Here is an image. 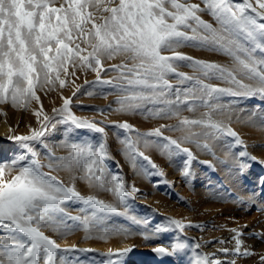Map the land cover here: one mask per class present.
Returning <instances> with one entry per match:
<instances>
[{
	"label": "snow or ice",
	"instance_id": "6c2138e0",
	"mask_svg": "<svg viewBox=\"0 0 264 264\" xmlns=\"http://www.w3.org/2000/svg\"><path fill=\"white\" fill-rule=\"evenodd\" d=\"M202 2L219 28H214L198 15L202 11L199 3L181 0H0V103L7 102L9 96L13 104L25 97L38 100L34 89L40 71L44 73V82L51 84L53 81L49 79V74L57 69L67 73V64L75 67L79 63L81 67H91L97 71L99 80V70H103L101 58L112 59L116 56L123 57V61L119 65H112L111 69L119 72L118 78L123 83L115 87L128 93L117 101L121 111H136L153 105L147 108L153 117L170 118L178 115L182 104H188L189 111L195 110L197 101L205 107H211L210 98H213L214 93L242 97L257 94L264 96V23H258L255 18L264 20V0H255V6L251 0ZM249 10L255 17L249 14ZM191 22L195 23V27ZM186 29H191L193 35H188ZM197 32L201 34L197 36ZM189 41H195L193 46L224 51L232 57L235 66L229 69L215 63L194 60L176 51L177 47ZM82 43L91 50L82 48ZM85 51L87 54H82ZM166 51L172 54L164 55ZM257 52L261 56H257ZM127 61H131V64ZM175 61H189L188 66L201 72L204 77L221 79L229 87L213 86L199 78L180 73ZM170 73L175 74L181 84L191 82V87L174 89L167 79ZM56 78L59 79V73ZM100 82L113 83L110 80ZM59 83L61 87L65 86L64 80ZM71 99L63 98L62 107L53 109V117L45 114L41 120V112H35L40 127L33 129L29 126L28 135L9 136V139L20 142L23 151L10 162H0V264H38L41 256L43 264H55L57 250H74L75 246L62 249L41 230L43 226L63 222L67 214L62 204L66 202L81 201L91 208L90 216L84 217L85 230L88 229L89 219L101 220L103 213L119 214L117 206L91 195H81L74 186H66L57 176L52 175L51 170L67 169L76 179L75 172L79 169L83 173L79 179L112 192L117 203L125 209L127 197L138 191L134 185L130 189L126 188L118 176H113L111 182L107 180L102 161L108 153L103 139L96 149L91 146L85 148L78 141L66 143L64 147L68 155L64 157H56L48 149L46 155L49 163L46 166L50 171H42L45 165H41L29 142L39 140L49 131H55L57 124L69 125L64 131L70 135H75L73 126L75 129L99 133L102 137L106 135L105 127L99 126L102 122L78 118L71 112ZM217 110L223 111V106ZM205 115L208 116L207 120L184 118L179 125L161 124L146 133H137V136L144 141L145 147L149 146L146 138L155 136L166 142L161 145L158 141L157 147L162 151L168 149L167 155L184 154L180 171L184 177H188L191 163L196 157L189 148L182 147L180 139L164 136L165 129L200 125L217 132H226L235 139L237 145H243L237 132L223 122H213L209 114ZM55 116L61 119L55 120ZM112 126L136 131L127 122ZM192 135L189 132L182 139L190 140ZM123 143L125 155L134 167L139 157L152 168H157L149 156L136 150L130 138ZM44 147L48 148L47 145ZM203 147L207 148L208 145ZM29 155L32 157L31 162L25 164ZM81 158L86 161L83 166ZM247 160L257 161V157L249 154L246 146L232 157V162L241 173ZM261 179L264 180V177ZM106 183L110 186L105 187ZM56 213L61 215L54 220ZM170 223L179 229L192 226L185 225L181 220H171ZM161 231L166 229L158 226L155 230L156 234ZM231 231L235 240L233 255H252L247 249L241 251L242 241L239 236L242 234L237 229ZM149 238L145 236V239ZM185 248L182 242L176 241L168 245L161 244L152 251L164 258L177 256ZM130 251V247L115 252L110 249L107 255L119 258ZM220 251L227 256L230 250L222 248ZM109 264L119 262L110 261ZM196 264H237V261L210 260L205 256L197 259ZM260 264H264V255L260 256Z\"/></svg>",
	"mask_w": 264,
	"mask_h": 264
},
{
	"label": "bare ground",
	"instance_id": "6f19581e",
	"mask_svg": "<svg viewBox=\"0 0 264 264\" xmlns=\"http://www.w3.org/2000/svg\"><path fill=\"white\" fill-rule=\"evenodd\" d=\"M185 1L187 0H181V2ZM236 2H240V0H236ZM251 2L255 6V0H251ZM201 9L202 11H200L198 15L204 21L211 23L214 28H219V25L215 19L214 23L211 19H209L210 16L213 17L210 12L208 11V17L207 15H205V8L203 9L201 7ZM249 14L255 17V14H252L250 10ZM255 18L257 19L258 23H264V20H261L260 17ZM191 23L193 27H195V23ZM186 31L188 32V35H193L191 29H186ZM200 34L201 33L199 32L196 33L197 36ZM193 44H195V41H189L177 47L176 51L186 56L192 57L194 60L215 63L229 69L235 66L232 57L227 55L224 51L219 49L214 51L208 47L193 46ZM86 48L87 51L91 50L90 48H88V46H86ZM170 53L171 51H166L163 54L171 55L172 53ZM52 54L54 53H50V55ZM256 55L261 56V53L257 52ZM122 61L123 57L121 56H116L112 59L102 57V68L106 70H99V80L104 75H106L108 79L113 80L114 82L123 83V81L118 78L120 75L119 72H113V70L111 69L112 65H119L122 63ZM127 63H129L130 65L131 61H127ZM189 63V61H180V64L178 66L175 64L177 71L194 78H199L203 80L204 83L213 86L229 87V85L221 79H217L215 77H204L201 72L195 71L192 67H189ZM68 68L71 70L72 74L68 75V72L70 71ZM85 69L87 68H81L79 63H77L75 67L71 64H67V73H65L63 69H57L56 71H53L49 74V79L53 81V83L51 84L44 82V73L43 71H40L39 80L36 83V87L34 89L38 100L31 97H25L19 99L16 104H13L11 96H9L7 102L0 103V162H10L12 159L18 158V155L23 151L20 147V142H15L9 139V136L28 135L29 126H31V128L33 129H38L40 127V124L38 123L37 116L34 113L41 112V120H43V116L45 114L49 117H53V109H60L62 107L63 98H72L70 110L78 118H87L89 120L98 118V121H100V117L103 123L111 121H115L116 123L127 122L130 125H135L136 129L141 133H146L149 131V129L157 128L162 123L170 126L179 125L180 121L184 118H187L189 120H207L208 116L205 115L207 113L209 114L213 122H223L227 127L239 134L240 139L243 141V145H240L241 147L237 148V152L239 153L241 150H244V146H246L249 154L257 157V161H255L256 164H253L252 160H247L245 163L244 171L243 173H241L232 162L233 155L237 154L236 145L232 140H230L228 136H226L225 132H217L215 129H209L200 125H187L168 132L173 137V139H180L182 146L189 148L196 157V159L193 160V165L191 166V176L184 177L181 174L180 169H182L183 167V160L185 159V156H180L179 154L180 163H178V166L175 164L174 160L167 158V152H163L161 148L157 147L156 144L149 140V137L146 138L149 146L145 147L144 141L141 140L138 136H134L137 151L144 152L145 155L149 156L151 160H153L158 165L160 170H162L163 174L166 176V181L172 182L175 190L183 197L185 206L179 205L176 201H172L170 198L165 197L166 195L162 196L161 194L154 191L153 186L151 185V183L149 184V182H147L148 180L144 178L138 166L136 165L134 167L131 160L127 155H125V152L121 151V148L119 147L121 146V141L119 142V139L111 136L112 141L110 140V142L112 147H110V149H113L115 147L120 148V150L117 151L119 155L116 154L115 156H113L115 166L119 167L121 173L124 174V181L127 185L130 186L128 189H130L133 185L138 189V191L134 193L138 200V204L154 208L164 216H171V220H181L185 225L191 224L193 228H196V231L194 229V232L192 233H194L197 244H200V248L203 251V254H197L194 257H196L197 259H201L207 256L210 260L219 259L221 261L236 259L237 264H260V256L264 255V180L261 179V177H264V96L259 94L255 95V97L261 96L262 101L255 100L256 102H254V100L252 101L250 97L225 99L221 98L220 94L214 93L213 98H210V103L212 106L211 108L205 107L199 102V104L196 102L195 110L189 111L188 104H182L179 108L178 115L172 116L170 118L154 119L149 116L151 113L147 111V108L152 107H149L148 105L145 108H141L142 110H144L142 111V113L127 110L121 111V105L117 102L119 99L118 97L123 99L126 95H128V93L121 92L119 89H116V94L110 95L109 93V95H107L106 97H102L101 95L103 94H100L98 96L95 92H91L86 95V90H88V86H86V83H88L89 81L91 82L92 79L98 80V75L97 71H87ZM57 73H59V79L56 78ZM34 79H36L35 75ZM167 79L170 83L174 84L175 87H191V82H185L181 84L178 77L174 78L167 76ZM60 80L65 81L64 87L60 86ZM94 84L96 85L97 82ZM92 85L89 87L95 88ZM97 85L99 86V84ZM102 92L103 91H101V93ZM73 93H75L74 96ZM242 101H246V104L241 105ZM91 102L101 105H107L106 108L109 109L112 107L110 109L111 113H108L105 116L103 115L96 117L93 114H85L84 112H82L83 110H80V106L83 107L84 105H86V103L90 104ZM189 103H191V101H189ZM220 106H223V111L217 110ZM57 119L59 120L61 119V117L55 116V120ZM55 120L53 122H55ZM64 125L69 127V125L67 124ZM56 127H58V124L56 125ZM73 129L76 133L78 132L81 135L84 134L85 129H75L74 126ZM55 130L56 131H54L53 133L52 131H49L44 137H41L39 140L29 142L36 151L38 159L41 158L38 154L39 151L37 152V148L41 147V143L48 146V148L44 149L42 153L43 158L47 157L46 154L48 149H51L56 157H64L68 155V150L66 147H64V145L66 143H70L72 139L68 140L69 138L67 137L68 134H65L66 132L63 134V137H58L60 136L61 130L59 129V132L58 129ZM189 132L193 134L191 139L183 140L182 138ZM205 133H208V135H205ZM84 135L86 136V134ZM123 135H125V133ZM66 137L68 139H66ZM78 137H80V135ZM205 144L208 145L207 148L203 147V145ZM210 149H212L214 152L212 151L213 153H211ZM175 156L177 157V154ZM29 157L30 156H28L26 161L24 162L25 164L29 163V160L31 158ZM45 158L43 160V163L45 164L44 171L49 172L50 169L46 166L49 161H45ZM203 160L207 161L209 165L214 166V169H216V171L214 173L211 172L207 166H204L202 164L201 161ZM145 173H147V171ZM15 174L16 173H13V175ZM51 174L57 176L61 181L64 182L66 186H74L76 190L85 197L91 195L105 203L113 204L118 207L117 202H115V197L113 196L114 194L112 192L109 193L107 190H105V188L96 187L90 184L87 180L79 179L78 177L83 175V173L79 169H77L75 172V176L77 177L76 179H73V174L71 172L63 168L59 170H51ZM105 176L107 177V180L111 182L109 174L105 173ZM159 184L161 185V183ZM108 186H110V184L106 183L105 187ZM164 191L166 193L170 190L165 189ZM139 192H142V196L139 195ZM82 203L81 201L73 200L62 204V207L66 211H68V213L70 212L71 217H80V219L76 220V223L74 221L75 224L53 223L41 228L44 234L55 240L62 249L73 248V246H75L74 250L72 251L56 252V264H86L85 262L79 260L73 261L72 259H70L71 256H65L69 253H72L77 259H81L79 258V255L83 253V250L86 249H91L94 251L101 250L108 253L110 249L115 252L116 250L123 249L125 247H130L132 249L133 247H135V249H137L138 251H140L141 249L150 248L154 237L152 238L151 235V237L149 236V243L144 241L140 233V235H138L137 233H135V231L133 232V229L136 230L135 228L130 230L129 228L131 226H128L129 224L127 225L123 220H118V217V219L116 218L115 220V216L114 219L112 218L116 221H114L115 223L112 224L111 221L110 223H107L106 221L102 223L106 226L105 229H102L101 226H98L101 229L93 227L92 225L96 222V219L94 220L95 222L93 221V223L91 221L92 219H89L88 229L85 230L84 217L90 216V213L89 211H84L83 208L85 207V205L82 208ZM119 206L121 207V205ZM88 208L90 207H87V209ZM122 213H125L129 217V219L133 218L138 223L145 224L143 221L146 218H144L143 215L138 214L134 209L130 208V210H125L124 208ZM60 215V213H56L53 219L55 220V218L59 217ZM161 216L159 215V217ZM89 225H91L92 227ZM95 225L97 226L96 223ZM205 227L207 228L204 229ZM232 229H237L238 232L242 234L239 236V239L242 241L241 251L247 249L253 253L252 255H233L232 250L235 247V240L233 239L234 233L231 231ZM171 240L172 239H170L169 241ZM220 241H223V243H221ZM222 248H228L230 250L227 256L222 251H220V249ZM137 250H135L136 252L130 251L127 253V255L123 256L124 260L128 261L125 262V264H131V258L128 259L129 256H134L136 258L142 256L140 252H137ZM112 258L116 257L113 256ZM39 259L41 264H43L42 256L39 257ZM192 264H196V260L193 261Z\"/></svg>",
	"mask_w": 264,
	"mask_h": 264
},
{
	"label": "rangeland",
	"instance_id": "374dc122",
	"mask_svg": "<svg viewBox=\"0 0 264 264\" xmlns=\"http://www.w3.org/2000/svg\"><path fill=\"white\" fill-rule=\"evenodd\" d=\"M190 1V3H199L200 5H201V7L204 9L205 7H203L204 6V3L202 2V0L200 1V0H187V1H185V2H189ZM57 6H59L58 4H57ZM90 11L92 10L91 8L89 9ZM204 11H205V15H207L208 17H209V13H208V10L207 9H204ZM209 19H211L212 20V22L214 23V18L213 17H209ZM88 27H90V25L88 26ZM190 43H192V42H190ZM86 46L87 45H85V44H81V47L82 48H86ZM87 49V48H86ZM82 54H84V55H86L87 53H86V51L85 52H83ZM171 54V53H170ZM129 64V63H128ZM174 64H176L177 66L180 64V61H175L174 62ZM81 68H85V67H81ZM91 67H89V68H87V69H85V70H87V71H91L92 70V68L90 69ZM69 69V68H68ZM70 70V69H69ZM103 70H106V69H104L103 68ZM71 72V70L68 72V75L69 74H72V72ZM113 72H115L114 70H113ZM117 72V71H116ZM175 74H173V76H172V74L170 73L169 75H168V77H174V78H177V76L175 75ZM106 80H105V79ZM102 80H105V81H109L110 79H108V77L106 76V75H104L100 80H97V79H92L91 80V82L89 81L88 83H86V86H88V90H86V95H88L89 93H91V92H95L96 93V95H100V94H103V95H101L102 97H106L107 95H109V93H110V95L111 94H116V89H118L117 87H115V85L114 84H116V85H118V84H122L121 82H114L113 80H110V81H113L114 82V84L112 83V84H104V83H102V82H100V81H102ZM95 81V82H94ZM97 82V84H99V86L97 85V87H96V85L94 84V83H96ZM100 82V83H99ZM93 85H92V84ZM87 84H89V85H87ZM101 84V85H100ZM102 84H103V86H102ZM172 84V83H171ZM94 86L95 88H93V87H89V86ZM114 87H112V86ZM173 86H174V89L176 88L175 87V85L174 84H172ZM107 86V87H106ZM98 88V89H97ZM108 88H110V89H108ZM114 89H115V91H114ZM173 89V90H174ZM107 90V91H106ZM101 91H103L102 93H101ZM111 91H112V93H111ZM221 96V98H225V99H229V98H242V96H232V95H229V94H220ZM224 95V96H223ZM100 96V97H101ZM227 96V97H226ZM119 99L118 100H120L121 98L120 97H118ZM255 98V99H254ZM250 99L253 101L254 100V102H256V101H262V97L261 96H252V97H250ZM243 100V99H242ZM256 100V101H255ZM197 103H198V101H197ZM238 103V102H237ZM91 104V105H90ZM86 103V105H84L83 107L82 106H80L79 108H80V110H83L82 112H84L85 114H93V115H95L96 117H99V116H105V115H107L108 113H111L110 112V109L112 108H106V106L107 105H101V104H97V103H93V102H91V103ZM97 104V105H96ZM199 104V103H198ZM211 104V103H210ZM246 104V101H242V104L241 105H245ZM93 105V106H92ZM95 106H96V108H95ZM149 107H154L153 105H148ZM155 107H162V105H156ZM212 107V106H211ZM211 107H209V108H211ZM104 110H103V109ZM92 109V110H91ZM95 109V110H94ZM99 109H101V110H99ZM115 110V109H114ZM137 112H140V113H142V111H144V110H142V109H138V110H136ZM147 114V113H146ZM149 116H151V118H154V119H160L159 117H153V115L152 114H150ZM58 120V119H57ZM99 120L100 121H98V118H93V119H91L90 121H96V122H102L99 126H103V127H105V132H106V135L105 136H101V134H99V133H93V132H91L90 130H87V129H85L84 130V134H86V136L83 134V135H81V134H79L78 132L76 133L75 132V130H74V132L76 133L75 135H71L70 136V134H68V133H65V131H64V129L65 128H67V126L66 125H64V124H58V127H56V129H58V132L60 131V136H58V137H63V134L65 133V134H68V138L66 137V139H68V140H71L70 142H73V141H78V142H80L81 143V146H84L85 148H87L88 146H91L92 148H94V149H96V148H98V146H99V143L101 142V140L103 139V141L104 142H106V148H107V157L106 158H104L103 159V161H102V163H103V165H104V168H105V173H108L109 174V176H110V178H111V180H112V177L113 176H118V177H121L120 179L123 181V183H124V185H125V187L126 188H129L130 186L129 185H127L126 184V182L124 181L125 180V177H124V174L123 173H121V170H120V168L119 167H117V166H115V162H114V159H113V156H115L116 154H118L119 155V153L117 152L118 150H120V148H121V151H124V147H125V145H124V143H123V140H125V139H128V138H130L134 143H135V140H134V136H137V133H141V132H139V130H137L136 129V126L135 125H132L133 126V128L134 129H136L137 131H128V130H125L124 131V129H121V128H118V127H112V125H114L113 123H115V124H119V123H116L115 121L114 122H104L103 123V121H101L102 119H100V117H99ZM103 124V125H102ZM111 124V125H110ZM162 124H164V123H162ZM104 125H106V126H104ZM161 125V124H160ZM109 126V127H108ZM117 128V129H116ZM60 129V130H59ZM152 129H155V128H152ZM152 129H149V131L150 130H152ZM111 130V131H110ZM116 130V131H115ZM118 130V131H117ZM56 131V130H55ZM64 131V132H63ZM86 131V132H85ZM88 131V132H87ZM172 130H169V129H165L164 130V132H163V135L164 136H167V137H170V138H173L168 132H171ZM54 131H52V133H53ZM117 132V133H116ZM129 132V133H128ZM134 132H136V133H134ZM166 132V133H165ZM112 133H114V134H112ZM116 133V134H115ZM125 133V135H123ZM143 133V132H142ZM226 133V132H225ZM120 134V135H119ZM131 134V135H130ZM136 134V135H135ZM62 135V136H61ZM77 135V136H76ZM80 135V137H78ZM128 135V136H127ZM111 136H114L116 139H119V142L121 141V146H119L120 148H118V147H115V148H111L110 149V147H112V145H111V142H110V140H111ZM121 136V137H120ZM127 136V137H126ZM132 138H131V137ZM226 136H228L227 134H226ZM77 137V138H76ZM87 137V138H86ZM229 138H230V140H232L234 143H235V139L233 138V137H230V136H228ZM123 139V140H122ZM149 140H151V142H153L154 144H156L157 145V142L159 141V143L162 145L163 143H166L165 141H163L160 137H155V136H149ZM112 141V140H111ZM155 141V142H154ZM84 142V143H83ZM85 142H86V144H85ZM109 144H108V143ZM233 143V144H234ZM83 144V145H82ZM93 144V145H92ZM235 145H236V153L238 154V152H237V148H240L241 146L240 145H237L236 143H235ZM41 147H39V148H37V152H38V154L40 155V158L41 159H39V162L41 163V165H45L44 163H43V160H44V158L42 157V153H43V151H44V149H46L45 147H44V145L41 143V145H40ZM109 147V148H108ZM174 147V146H173ZM182 147H184V146H182ZM135 148H136V150H137V147H136V145H135ZM111 150V151H110ZM247 150V149H246ZM168 152V150H166V149H164L163 150V152ZM213 150L212 149H210V152L211 153H213L212 152ZM247 152H248V150H247ZM193 153V152H192ZM249 153V152H248ZM194 154V153H193ZM176 154H173V155H171V156H169V155H166L167 156V158H169V159H171V160H174V162H175V164L176 165H178L179 166V164L178 163H180V156H185L184 154H182L181 155V153H180V156H179V154H177V157L175 156ZM30 156V155H29ZM31 157V156H30ZM29 157V158H30ZM110 157V158H109ZM138 158V159H137ZM136 158V165L138 166V168H139V170L141 171V173H142V175L144 176V178L146 179V180H148L147 182H149V184L151 183V185L153 186V190L154 191H156L157 193H159V194H161L162 196H165V197H168V198H170L172 201H176L179 205H182V206H185V203H184V199H183V197L181 196V194H179L176 190H175V187L173 186V184H172V182H170V181H166V176L163 174V171L162 170H160V168L158 167V165H157V168H152V166L147 162V161H145V160H143L142 158H139V157H137ZM220 158V157H219ZM31 159H32V157L30 158V160H29V163L31 162ZM83 160H84V162H83ZM178 160V161H177ZM45 161H48V159H47V157L45 158ZM200 162V161H199ZM202 162V164L204 165V166H207L208 167V169L211 171V172H215L216 171V169H214L215 167L214 166H211V165H209V163L207 162V161H205V160H203V161H201ZM80 163H81V166H83V164L84 163H86V161H85V159L84 158H81V161H80ZM252 163L253 164H256V162L255 161H252ZM27 164V163H26ZM141 165V166H140ZM193 165V161H192V163H191V166ZM141 168H140V167ZM145 167V168H144ZM209 167H211V168H209ZM150 171V174H149V171ZM42 171H44V167L42 168ZM147 171V173H145ZM45 172V171H44ZM162 172V174H160ZM111 173V174H110ZM119 173H121V174H119ZM152 173V174H151ZM113 174V175H112ZM123 174V175H122ZM148 175V176H147ZM154 175V176H153ZM163 175H164V177H163ZM189 176H191V173H190V175ZM148 178V179H147ZM156 179H158V180H156ZM163 179V180H162ZM150 180H152V181H150ZM154 181V182H153ZM161 181V182H160ZM162 181H165V182H162ZM192 181H193V179H192ZM158 182V183H157ZM155 183V184H154ZM159 183H161V185L159 184ZM168 183V184H167ZM158 184H159V186H158ZM164 184V185H163ZM155 185V186H154ZM156 185H157V187H156ZM166 185V186H165ZM192 185V184H191ZM194 185V184H193ZM161 186H163V187H161ZM166 187V188H165ZM165 189H168V190H170L169 192H166L165 193ZM163 190V191H162ZM173 191H175V192H173ZM109 193H111L110 191H108ZM141 193L142 192H139V195H141ZM171 194V195H170ZM114 196V195H113ZM142 196V195H141ZM115 197V196H114ZM134 197V198H133ZM181 199V200H180ZM128 200V201H127ZM127 200H126V203H127V209H125V210H130V208L131 209H134L138 214H140V215H143V217L144 218H146L145 220H146V222H145V220L143 221L145 224H142V223H138L135 219H129V217L125 214H123L122 212H123V210H124V206L123 205H121V207L119 206V204L117 203V205H118V210H119V214H112V213H103V214H101L102 216H103V220L101 219V220H95V218H92V223H93V221L97 224V226L95 225V223H93V225H92V223H91V225L93 226V227H96V228H99L100 226H101V228L102 229H105L106 228V226L105 225H103L102 223H104V221H106L107 223H110V221H111V223L113 224V223H115L116 221V218L118 219V220H123L128 226H131L129 229L130 230H132L133 228H135L136 230H134L133 229V232L135 231V233H137L138 235H140L141 234V237H142V239L144 240V241H146V242H148L149 243V240H150V238L149 239H145V236H152V238L154 239L153 240V242L151 243V246H150V248L149 249H141L140 251H138L137 249H135V247H133V249H132V251L133 252H136L135 250H137V252L139 253L140 252V254L142 255L141 257H139V258H136V257H134V256H129V258L128 259H130L131 258V264H172V263H174V264H192V262L193 261H195V260H197V258L196 257H194V256H196L197 254H203V251L201 250V246H200V244L198 243L197 244V242H196V239H195V236H194V233H192V232H194V229H195V231H196V228H193V226H187V227H184V229H179V228H177L175 225H173V224H171L170 223V221H171V219H172V217L171 216H169V215H166V216H164V215H162V214H160L158 211H156V209H154V208H150L149 206H143V205H140V204H138L137 202H138V200H137V198H136V195L134 194V193H132L131 194V196H128L127 197ZM115 202H117L116 201V198H115ZM82 203V202H81ZM82 208L84 207V203H82ZM130 206V207H129ZM87 207H89V206H87V205H85V207L83 208L84 209V211H89V213H90V211H91V208H88L87 209ZM139 207V208H138ZM148 207V208H147ZM150 209V210H149ZM122 210V211H121ZM66 211V210H65ZM67 215H65L64 217H63V222L62 223H68V224H71V223H73V224H75L77 221L76 220H73V219H68V217L69 216H71V214H70V212L68 213V211H66L65 212ZM89 213H87V214H89ZM106 215V217H105V215ZM159 215L161 216V217H159ZM67 216V217H66ZM109 216V217H108ZM114 216H115V220H113L114 219ZM122 216V217H121ZM105 217V218H104ZM108 217V218H107ZM124 217V218H123ZM111 218V219H110ZM113 218V219H112ZM121 218V219H120ZM107 219V220H106ZM110 219V220H109ZM161 219V220H160ZM71 220V221H70ZM113 220V221H112ZM129 220V221H128ZM131 220H134V221H131ZM74 221H75V223H74ZM102 221V222H101ZM115 221V222H114ZM154 223H153V222ZM99 222H100V224H99ZM166 222V223H165ZM62 223H59V224H62ZM149 223V224H148ZM72 224V225H73ZM140 224H141V226H140ZM148 224V225H147ZM150 224H151V226H150ZM158 224H160V225H158ZM91 225H89V226H91ZM91 226V227H92ZM99 226V227H98ZM104 226V227H103ZM150 226V227H149ZM160 227L161 226V228L162 229H166V231H161L159 234H156V232H155V230H156V228L157 227ZM163 226V227H162ZM193 229H192V228ZM202 227H204V226H202ZM101 228H99V229H101ZM188 228V229H187ZM207 227H205L204 229H206ZM209 229V228H208ZM193 230V231H192ZM137 231V232H136ZM139 231V232H138ZM169 231H170V234H169ZM167 232V233H166ZM140 233V234H139ZM150 233H152V234H150ZM178 233H179V235H178ZM143 234V235H142ZM145 234V235H144ZM149 234V235H148ZM159 235V236H158ZM165 235V236H164ZM171 235H172V237H171ZM150 236V237H151ZM164 238H163V237ZM144 237V238H143ZM166 237V238H165ZM168 237H169V239H168ZM179 238V239H178ZM163 239V240H162ZM170 239H172L171 241H169ZM165 241V242H164ZM176 242V241H180V242H182L185 246H187L186 248H188V249H186L185 248V250H183V251H181V253L179 254V255H177V256H174V257H164V258H161L160 256H158L156 253H154L153 251H152V249L155 247V245H156V247H158V246H160L161 244H165V245H167V244H169V242ZM187 241H188V244H187ZM159 242V243H158ZM160 242H163V243H160ZM168 242V243H167ZM156 243V244H155ZM154 244V245H153ZM187 244V245H186ZM153 245V246H152ZM196 246H198V247H196ZM194 247V248H193ZM135 249V250H134ZM198 250V251H197ZM194 251H195V253H194ZM57 252H60V250H57ZM83 253H81L80 255H79V258H81V259H77L76 257H75V255L74 254H72V253H69V254H67V255H65V256H68V257H70V259H72L73 261H75V260H79V261H83V262H85L86 264H109V262L110 261H118L119 263H121V264H125V262H128V261H125L124 260V258L123 257H119V258H112V257H110L109 255H107V252H105V251H101V250H96V251H94V250H91V249H86V250H83L82 251ZM147 253V254H146ZM63 254V253H62ZM192 254V255H191ZM106 255V256H105ZM184 257H183V256ZM190 255V256H189ZM182 256V257H181ZM158 257V258H157ZM159 257H160V259H159ZM122 258V259H121ZM146 258V259H145ZM176 258V259H175ZM85 259V260H84ZM87 259V260H86ZM141 259V260H140ZM144 259H145V261H144ZM143 260V261H142ZM171 260V261H170ZM159 263H158V262ZM183 261H185V262H183ZM177 262V263H176ZM70 263H72V262H70ZM38 264H41V262H40V259L38 258ZM56 264V263H55ZM66 264V263H65ZM68 264V263H67Z\"/></svg>",
	"mask_w": 264,
	"mask_h": 264
}]
</instances>
